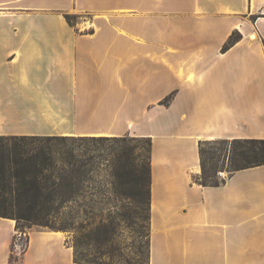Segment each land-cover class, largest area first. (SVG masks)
Wrapping results in <instances>:
<instances>
[{
	"label": "crops",
	"instance_id": "0c3cea01",
	"mask_svg": "<svg viewBox=\"0 0 264 264\" xmlns=\"http://www.w3.org/2000/svg\"><path fill=\"white\" fill-rule=\"evenodd\" d=\"M21 134L151 137L148 264H264V164L193 180L199 141L264 139V0H0V135ZM27 235L19 264H88Z\"/></svg>",
	"mask_w": 264,
	"mask_h": 264
},
{
	"label": "trees",
	"instance_id": "16d2710c",
	"mask_svg": "<svg viewBox=\"0 0 264 264\" xmlns=\"http://www.w3.org/2000/svg\"><path fill=\"white\" fill-rule=\"evenodd\" d=\"M64 17L75 25L77 15L64 13ZM239 38L240 34L233 32L222 49ZM171 97L168 95L165 102ZM142 138L144 145H132L138 139L127 136L0 135V217L15 219V229L21 232L20 222L26 227L37 224L52 229L50 224L58 220L63 222V229L77 214L75 206L82 207L87 216L95 201L122 197L135 203L139 209L136 217L146 223L148 236L151 139ZM136 147L141 151L135 152ZM199 157L201 172L195 182L218 186L225 182L217 174L225 158L229 175L264 164V139L202 140ZM101 231L105 236H100L102 240L107 239L112 228L104 225ZM73 253L76 262L88 263L80 261L76 246Z\"/></svg>",
	"mask_w": 264,
	"mask_h": 264
},
{
	"label": "rangeland",
	"instance_id": "374dc122",
	"mask_svg": "<svg viewBox=\"0 0 264 264\" xmlns=\"http://www.w3.org/2000/svg\"><path fill=\"white\" fill-rule=\"evenodd\" d=\"M76 21L77 18L73 19V22ZM163 102L165 104L167 103L165 100ZM124 136L136 137L138 139L132 142V145H144L142 137H149L137 134H126ZM150 139L151 156L153 139L151 137ZM140 151L139 148H135V152ZM219 165H222V169L217 174L219 178L226 179L229 176L227 171L229 167L228 159L225 158ZM91 205L93 206L91 209L92 212L88 213L87 216L83 215L82 207L78 209L75 206V210L78 212L67 222L66 228L61 229L63 222L58 220L50 224L53 230L61 229L67 235L66 241L72 247L73 251H75L76 246L80 261L90 264H148L146 223L136 217L139 209L136 208L135 203L130 199L111 196L108 201H95ZM19 224L22 226L20 228L23 232L26 233L32 226L50 229L47 226L37 224H32L30 227H26V224L23 222ZM104 225H110L112 231L108 233L109 237L107 239L102 240L100 236L105 237L104 232L101 231ZM23 232L17 231V237L14 240L13 257L10 264H19V259L26 246V237L23 235Z\"/></svg>",
	"mask_w": 264,
	"mask_h": 264
},
{
	"label": "bare ground",
	"instance_id": "6f19581e",
	"mask_svg": "<svg viewBox=\"0 0 264 264\" xmlns=\"http://www.w3.org/2000/svg\"><path fill=\"white\" fill-rule=\"evenodd\" d=\"M255 34H256V33L254 32V34L251 35V38H255V37H256ZM97 136H98V135H97Z\"/></svg>",
	"mask_w": 264,
	"mask_h": 264
},
{
	"label": "built area",
	"instance_id": "2783aa9c",
	"mask_svg": "<svg viewBox=\"0 0 264 264\" xmlns=\"http://www.w3.org/2000/svg\"><path fill=\"white\" fill-rule=\"evenodd\" d=\"M26 234H27L26 232H23V235H24L25 237H26ZM14 245H15V244H14Z\"/></svg>",
	"mask_w": 264,
	"mask_h": 264
}]
</instances>
